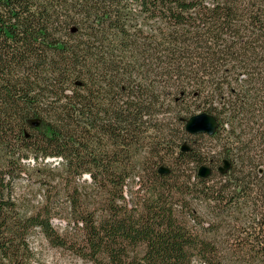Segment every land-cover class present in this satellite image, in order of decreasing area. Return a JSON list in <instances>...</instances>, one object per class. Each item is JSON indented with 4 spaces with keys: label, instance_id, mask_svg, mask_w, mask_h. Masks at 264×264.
Listing matches in <instances>:
<instances>
[{
    "label": "trees",
    "instance_id": "trees-1",
    "mask_svg": "<svg viewBox=\"0 0 264 264\" xmlns=\"http://www.w3.org/2000/svg\"><path fill=\"white\" fill-rule=\"evenodd\" d=\"M189 98L210 100L212 138L264 127V0H0V264H35L37 233L104 264H223L196 203L220 219L257 208L230 251L264 264V130L201 153Z\"/></svg>",
    "mask_w": 264,
    "mask_h": 264
},
{
    "label": "rangeland",
    "instance_id": "rangeland-1",
    "mask_svg": "<svg viewBox=\"0 0 264 264\" xmlns=\"http://www.w3.org/2000/svg\"><path fill=\"white\" fill-rule=\"evenodd\" d=\"M226 69H230L228 66L225 67ZM229 71V70H228ZM230 77V72L226 75ZM242 78V77H241ZM220 82V81H219ZM231 83L230 78L224 80L225 87L227 88V83ZM232 85V83H231ZM238 84L236 83V80L234 79L233 88L237 87ZM218 89H222V83H220V86L217 87ZM191 89V88H190ZM227 91V90H225ZM189 102V105H193L192 108L189 110V113L194 115L203 114L205 112V109L210 108V100H205L204 98H201V100L194 101L192 99L187 100ZM217 103L214 104V107H217ZM264 110V109H263ZM262 116V113H261ZM259 117L256 118H246L242 121V124L244 125L242 127L241 131H234V129L231 127L230 123H226L224 125V128H221V134L220 136H216L215 138L205 136V138L200 140H190L189 143L194 146L196 145V149L201 150V153H207L208 151H220L222 145L226 141V136L231 133L228 132V129L230 131H234L233 137L241 136V139L235 140L230 139L229 145L226 146V150L230 149H237L241 147H248L252 144L250 143V140H255V145L252 147H258L260 145V142L256 140V136L258 133V130H264V127H262L263 123L261 120L258 121ZM224 121H228L226 119H223ZM261 125V127L259 126ZM195 142L197 144H195ZM262 145V144H261ZM263 146H261L260 149H262ZM259 150V149H258ZM257 161H255V165L258 167V171H264V154H257L256 155ZM32 166V163H31ZM222 163H219L217 165L218 167H221ZM223 167V166H222ZM198 172V171H197ZM219 179H216L214 182L216 183ZM133 185H130L128 188L127 196L131 198L132 193L136 192V189L133 188ZM18 192L22 194V197L25 201L30 202L32 205H37L39 202L43 199V193L39 190V184L36 182L33 184V186L29 187L27 185L26 181H23L20 185H18ZM196 209L198 210V221L203 223L201 226L205 227L206 225L210 224L213 225L212 229L216 232V235H212V239H214L215 248H217L220 252V257L223 258V264H250V255H240V257L236 258L232 251L235 250L236 246L240 245V240H238V237L242 238L245 237V235H240L234 227L238 228H244L249 227V225H253L252 219H255L251 216L252 210L257 209L253 208V206L246 207L242 210V213H237L234 220L228 219L226 216H224L222 219L217 218V213H207V211L204 209L202 205H199L196 203L194 205ZM252 207V208H251ZM260 211H264V208H258L256 213H260ZM245 224H247L245 226ZM54 226L56 229L60 232V234H66V222L63 220L55 219L54 220ZM255 229L258 230V226H254ZM200 230V229H199ZM248 231V230H247ZM242 232V230H241ZM211 237V236H210ZM245 239V238H243ZM244 242L242 241V246ZM32 245L34 247L35 252L38 254L37 262L35 264H104L103 261H93L90 259H82L74 254L70 250H58L52 248L48 242L44 239L42 235L39 233L36 234V236L32 240ZM255 252V251H254ZM245 253V252H244ZM191 264H201V260L199 258H194L193 262Z\"/></svg>",
    "mask_w": 264,
    "mask_h": 264
},
{
    "label": "water",
    "instance_id": "water-1",
    "mask_svg": "<svg viewBox=\"0 0 264 264\" xmlns=\"http://www.w3.org/2000/svg\"><path fill=\"white\" fill-rule=\"evenodd\" d=\"M218 121L212 115L203 113L191 117L186 124V132L192 136L205 135L213 137L218 129ZM182 151H188V147L185 145ZM229 170V163H225V167L220 169V173H225ZM169 170L166 168H161L160 173L165 175L168 174ZM211 175V170L206 167H202L199 171V176L202 178H207Z\"/></svg>",
    "mask_w": 264,
    "mask_h": 264
}]
</instances>
